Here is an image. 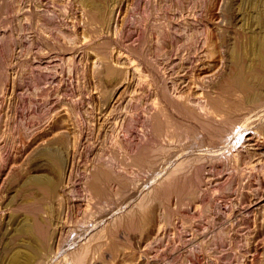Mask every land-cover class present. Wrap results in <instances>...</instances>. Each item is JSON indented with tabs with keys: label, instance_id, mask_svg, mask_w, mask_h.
I'll return each mask as SVG.
<instances>
[{
	"label": "rangeland",
	"instance_id": "374dc122",
	"mask_svg": "<svg viewBox=\"0 0 264 264\" xmlns=\"http://www.w3.org/2000/svg\"><path fill=\"white\" fill-rule=\"evenodd\" d=\"M83 1L0 0V264L5 243L30 248L15 235L26 223L47 230L32 228L44 247L30 264H264V99L243 105L230 133L164 136L151 167L133 158L165 98L206 115L228 51L264 33L252 20L264 0ZM48 147L58 167L38 157ZM178 167L202 172L196 199L167 207L158 193ZM96 168L111 179L94 182Z\"/></svg>",
	"mask_w": 264,
	"mask_h": 264
},
{
	"label": "bare ground",
	"instance_id": "6f19581e",
	"mask_svg": "<svg viewBox=\"0 0 264 264\" xmlns=\"http://www.w3.org/2000/svg\"><path fill=\"white\" fill-rule=\"evenodd\" d=\"M83 1V0H82ZM90 1V0H89ZM88 0H85L81 2L82 4L84 3L85 6L87 5ZM251 3L254 4L255 6L253 7L255 9L261 6V0H251ZM91 5V2H90ZM176 5V7L179 5ZM6 6V5H5ZM4 6V7H5ZM93 8L94 6L96 7V5H91ZM100 7V5H98ZM173 6V4H172ZM180 6V5H179ZM7 7V6H6ZM91 7V8H92ZM181 7V6H180ZM252 7V6H251ZM11 8V7H10ZM98 8V7H97ZM101 9V8H100ZM99 9V10H100ZM8 10V9H7ZM255 12V11H254ZM246 15V14H245ZM249 19V18H248ZM96 20L99 22V24L101 22H105V18L100 14L97 13L96 16ZM254 23L257 24V26H259V29L262 28V23L264 21L263 19V15H262V11L258 8L256 10V12L253 15V19ZM46 24V23H45ZM103 24V23H102ZM146 29H148V26L145 25ZM256 32V31H255ZM85 35V34H84ZM160 38V37H159ZM82 39L86 40V36H84ZM191 39V38H190ZM69 40V39H68ZM162 41V45H164V40ZM13 42V41H12ZM75 42V41H74ZM85 42V41H84ZM145 42L146 38H145ZM145 42H143V44H145ZM166 42V41H165ZM248 43V44H247ZM245 43L247 44L246 46L242 44L239 46H236L234 49L232 48L231 51L229 53V57L227 56V58H229L231 62V69L227 75V77L225 78L224 81L219 82L217 85L218 87V94L215 98H209L207 99V112H215L218 114H222L224 115L223 119L220 121H214L209 115H207L208 113L206 112V115L204 116L202 113H200L199 110H197L198 108L192 105V104H188L189 101V97H184L183 100H180L178 102H176L175 100H165L167 98L164 99L165 103H157L158 105H160L157 108V111L153 114V116L150 118V137L147 139L146 143V147L142 150V154L138 155L137 157H133L134 162H136L139 165H144V167L148 168V166H150L151 164L153 165L154 162V158L156 156H161L162 154L165 155V151L164 148H162L163 146H161V143L159 142V140H161V138H163L164 136H166V138H168V140H175L176 142L181 139H183L185 136H191L194 138L195 135H198L197 132H200L199 129L204 130L208 133V135H211L215 138H217V136L222 135L223 133L225 134V132L228 130L229 133L231 132V127L234 125L237 117L236 112L238 110H240L242 108L243 105L246 106L247 103H256L261 101L262 99H264V33L262 30H260L259 33H253L249 34V38H248V42ZM106 44V43H105ZM3 44V48H7L4 47ZM167 45V44H165ZM78 47V46H77ZM164 47V46H163ZM2 48V49H3ZM62 48V47H61ZM67 48V47H66ZM69 48V47H68ZM67 48V49H68ZM187 48V47H186ZM231 48V47H230ZM228 48V50L230 49ZM1 49V48H0ZM60 49V48H59ZM105 47L103 46L101 48V50H98L97 53H101V54H105L104 52ZM1 51V50H0ZM66 51V49H65ZM2 52V51H1ZM5 52V50H4ZM120 54V51H118ZM122 55V53H121ZM211 55V54H210ZM6 56V55H5ZM35 57V56H34ZM212 57V56H211ZM228 60V59H227ZM133 60H131L132 62ZM1 62V61H0ZM24 62V61H23ZM205 66V65H204ZM116 73L115 72H111L109 73L107 76H114ZM116 76V75H115ZM114 76V77H115ZM113 78V77H112ZM221 81V80H220ZM197 83V82H196ZM194 84V83H193ZM189 87V86H188ZM202 87V86H201ZM216 87V88H217ZM163 89V88H162ZM240 93V97L235 98V94ZM164 94V92L162 93ZM161 95V94H159ZM192 96V95H191ZM164 97V95H163ZM162 98V97H161ZM162 100V99H161ZM159 102V100H157ZM156 103V102H155ZM189 103H192L189 101ZM203 104V103H202ZM201 104V105H202ZM260 104V102H259ZM170 109H168L167 108ZM250 106V105H248ZM203 107V106H202ZM201 107V108H202ZM204 108V107H203ZM202 108V109H203ZM206 109V108H205ZM210 109V110H209ZM253 109V108H252ZM201 110V109H200ZM206 111V110H205ZM260 111V110H259ZM211 112V113H212ZM239 112V111H238ZM210 114V113H209ZM222 118V117H221ZM191 124H188V123ZM237 125V124H236ZM261 127V126H260ZM235 129V128H233ZM264 133V128L262 129L261 133ZM228 133V132H227ZM202 133V137H203ZM223 134V135H224ZM206 135V134H205ZM207 135V136H208ZM227 135V134H226ZM184 136V137H183ZM183 137V138H182ZM199 137V136H198ZM201 137V136H200ZM222 138V137H221ZM220 139V138H219ZM171 140V141H172ZM185 140V139H183ZM199 140V138H198ZM197 142V141H196ZM64 143V142H63ZM160 144V146H159ZM195 144V143H194ZM211 144V143H210ZM220 144V143H219ZM244 144V143H242ZM56 145V144H55ZM187 146V145H186ZM191 146V145H190ZM196 146V145H195ZM53 147V146H51ZM181 147V146H180ZM54 148V147H53ZM166 148V147H165ZM45 149V148H44ZM42 150V149H41ZM55 150V149H54ZM53 149H51L50 147L46 148L45 150H43L38 157L42 156V159L46 160V162H50L51 165L54 164V166L61 165V160L60 157H58L59 155L56 154V152ZM57 150V149H56ZM127 150V149H126ZM140 150H138L139 152ZM176 152V151H175ZM39 153V152H38ZM171 153V152H169ZM172 154V153H171ZM240 154V153H239ZM58 155V156H57ZM251 155V154H250ZM255 155V154H254ZM159 158V157H158ZM261 158V157H260ZM231 159V158H230ZM259 159V158H258ZM121 160V159H120ZM158 160V159H156ZM183 160V159H182ZM236 160V159H235ZM261 160V159H260ZM41 161V159H40ZM133 161V160H132ZM250 161V160H249ZM251 162V161H250ZM236 163V162H235ZM239 164V162H238ZM39 165V164H38ZM50 165V164H49ZM146 165V166H145ZM241 165V164H240ZM43 166V165H42ZM53 166V165H52ZM199 166V165H198ZM250 166V165H249ZM51 167V166H50ZM151 167V166H150ZM193 167H196L193 166ZM251 167V166H250ZM43 168V167H42ZM183 168V167H182ZM181 167H178V169L174 170L173 172L169 173V176L167 178L166 181H164L161 186L162 188L160 189V194L158 193V198L161 197L160 199H162V203H165V206L167 205V207H169L168 205L170 204V202L174 199L175 200V204L177 206H180L181 203L184 202V200H192L195 201L194 199H196V192H197V186H198V182H200L197 179L198 176V169L193 168V170L195 169L194 173H189L190 175H187L184 170ZM186 168V167H184ZM191 168V167H190ZM200 168V167H199ZM202 168V166H201ZM206 168V167H205ZM204 168V169H205ZM187 169V168H186ZM257 169V168H256ZM57 170V169H56ZM201 170V169H200ZM199 170V173L201 172ZM96 173L95 174H91V176H94V182H95V178L96 179V183L101 178H103L104 180H108L111 179L112 176H110L112 173L109 169L107 168H101L97 170L96 168ZM187 171V170H185ZM189 171V168H188ZM191 171V170H190ZM203 171V169H202ZM202 174V172H201ZM200 174V175H201ZM199 175V176H200ZM198 176V178H200ZM100 180L103 181L104 180ZM114 179V178H113ZM198 180V181H197ZM33 182H37L36 184H41L42 183H48V180L42 179V178H36L33 180ZM92 182V183H94ZM99 182V181H98ZM102 182V183H103ZM119 182V181H118ZM102 183L100 182L101 186ZM110 183V182H109ZM108 183V185H109ZM52 184V183H51ZM99 184V183H97ZM122 184V183H121ZM49 185V183H48ZM96 186V185H93ZM98 186V185H97ZM96 186V187H97ZM104 186V185H103ZM102 186V187H103ZM160 186V185H159ZM51 187V186H50ZM100 187V185H99ZM122 187V186H121ZM199 187V186H198ZM92 188V187H91ZM95 188V187H94ZM92 188V189H94ZM97 189V188H96ZM99 192L100 190H102L101 188H98ZM97 189V190H98ZM97 190H95L97 193H99ZM103 191V190H102ZM108 191V190H107ZM101 193V192H100ZM99 193V194H100ZM104 195V192H102ZM120 193V192H119ZM107 194V193H106ZM101 195V196H102ZM110 195V194H109ZM99 196V195H98ZM157 198V195L155 196ZM157 198V200H159ZM121 199V198H120ZM183 201V202H182ZM158 203V202H157ZM192 203V202H191ZM152 204V203H151ZM159 205V204H158ZM157 206V205H156ZM164 206V207H165ZM44 207V205H43ZM150 208V207H149ZM156 208V207H155ZM178 208V207H177ZM166 210V209H165ZM152 212V211H151ZM169 212V210L167 211V213ZM149 213V212H148ZM147 213V214H148ZM172 213V212H171ZM146 214V213H145ZM173 214V213H172ZM138 216V215H137ZM142 216V215H141ZM140 216V217H141ZM169 216V215H168ZM146 217V216H145ZM170 217V216H169ZM41 219V218H40ZM141 219V218H140ZM138 220V219H137ZM142 221V219L140 220ZM152 221V220H151ZM167 221V220H166ZM137 222V221H136ZM139 222V220H138ZM146 222V221H145ZM121 223V222H120ZM132 223V221H131ZM135 223V222H134ZM22 223H20L19 225H21ZM36 224V223H35ZM123 224V223H122ZM133 224V223H132ZM131 224V225H132ZM139 224V223H138ZM34 225V224H33ZM38 225V224H37ZM43 225V224H42ZM127 225V224H126ZM140 225V224H139ZM16 226V225H15ZM130 226V225H129ZM135 225H133L134 227ZM36 227V226H33ZM33 227H31V225L29 224H24L22 226H18V234L15 235H25L26 238L27 236L30 238L29 240H32V242L29 244L25 242V244L29 245L30 248L27 250V252L24 251V253H20L18 251V249H14V248H9L8 244L5 243L4 248L7 250H9V259H8V264H30L32 261V257L34 256L35 253H37V248H38V244H42V246L44 247V240L43 238L39 240L36 239L35 235H33ZM117 227V226H116ZM16 229V227H14ZM33 228V229H32ZM138 228V227H137ZM14 229V230H15ZM124 229V228H123ZM4 230V229H3ZM116 230V229H115ZM35 231L40 234L41 236H44V234L47 232H45L44 226H41L40 224L36 227ZM34 231V232H35ZM141 231V230H140ZM145 231V230H144ZM132 232V231H131ZM116 233V232H115ZM48 234V233H47ZM13 235V234H12ZM10 237V236H9ZM8 237V238H9ZM16 238V237H15ZM28 240V239H27ZM14 241V240H13ZM8 242V241H7ZM12 243V242H11ZM10 243V244H11ZM111 244V243H110ZM23 245V243H22ZM15 246V245H14ZM17 246V245H16ZM15 246V247H16ZM25 246V245H23ZM46 246V245H45ZM26 247V246H25ZM40 249V247L38 248V250ZM5 250V252H6ZM4 251V250H3ZM2 253V252H1ZM3 254V253H2ZM7 254V253H6ZM40 254V253H39ZM38 255V254H37ZM5 256V255H3ZM75 256V255H74ZM1 257V255H0ZM35 257H37L35 255ZM34 257V258H35ZM80 257V256H79ZM78 257V258H79ZM33 258V259H34ZM77 258V257H76ZM77 258V259H78ZM81 259V258H80Z\"/></svg>",
	"mask_w": 264,
	"mask_h": 264
}]
</instances>
